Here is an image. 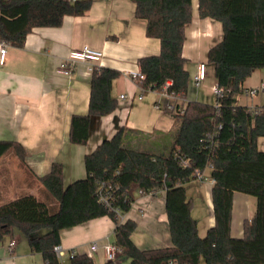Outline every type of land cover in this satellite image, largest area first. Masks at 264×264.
Instances as JSON below:
<instances>
[{
  "label": "trees",
  "instance_id": "obj_1",
  "mask_svg": "<svg viewBox=\"0 0 264 264\" xmlns=\"http://www.w3.org/2000/svg\"><path fill=\"white\" fill-rule=\"evenodd\" d=\"M131 1L136 4V18L147 23L146 35L161 45L159 55L138 60L145 78L137 83L144 90L166 89L169 96L185 101L190 74L183 47L195 0ZM91 4V0H0V40L23 48L34 29L59 27L65 16H83ZM197 11L201 19L222 24L223 39L208 53L222 97L215 104L176 105L178 128L165 153L131 147L121 129L85 156V179L65 186L63 166L54 163L42 184L55 205L33 195L0 205V245L18 230L28 238L31 251L43 256L44 264H63L54 252L61 245V231L109 217L116 225L118 257L128 258L130 264H264V151L258 147V139L264 138V105L252 109L236 104L245 81L255 70L264 69V0H197ZM120 77L117 70L93 68L89 112L73 116L72 143L86 145L92 118L118 108L111 87ZM12 149L23 161V147L14 142H0V157ZM208 169L214 180L215 225L201 237L185 185ZM108 187H112L110 206L100 197V190ZM139 191L165 193L171 247L140 249L133 242L137 224L123 218ZM236 192L256 199L255 213L245 220L241 238L231 233ZM68 264L94 261L76 254Z\"/></svg>",
  "mask_w": 264,
  "mask_h": 264
},
{
  "label": "crops",
  "instance_id": "obj_2",
  "mask_svg": "<svg viewBox=\"0 0 264 264\" xmlns=\"http://www.w3.org/2000/svg\"><path fill=\"white\" fill-rule=\"evenodd\" d=\"M91 1L90 9L83 16H65L59 27L34 29L23 48L8 47L6 64L0 67V142L20 144L24 159L13 149L0 157V205L33 195L54 206L55 201L42 184L52 165L62 164L65 186L85 179V156L121 129L126 130L125 139L131 147L165 153L171 148L178 128L176 113L171 108L187 101L206 103L190 99L188 95L182 101L142 89L130 74L140 72V58L160 54V41L146 35L147 23L136 18L133 1ZM221 29L220 22L201 19L198 12L186 27L183 56L187 59L190 85L198 67L208 61L209 50L215 46L209 42L215 40L217 45L222 41ZM85 46L102 51L100 67L117 70L121 77L111 87L118 108L108 116L92 118L88 143L78 145L70 140L71 120L73 116L89 112L91 66L79 63L71 76L60 74L58 68L71 51ZM205 69L207 78L206 64ZM215 86L216 83L212 92ZM258 147L264 151L263 137L258 139ZM207 172L211 174L210 169L204 173ZM210 180L192 188L196 196L205 193L203 204L190 198L201 237L215 225ZM255 210L256 199L234 193L233 237L244 236V222L253 217ZM124 220L137 224L132 240L140 249L172 246L164 192L156 196L137 193ZM115 227L111 218L103 217L62 230L61 246L66 254L63 264L70 261L72 250L90 256L94 264H106L108 260L102 248L114 242ZM11 240L15 241L13 249L9 248ZM94 242L101 247L97 252L90 250ZM0 264H44V259L31 251L28 238L17 230L13 239L0 245ZM116 264H130V260L120 256Z\"/></svg>",
  "mask_w": 264,
  "mask_h": 264
},
{
  "label": "built area",
  "instance_id": "obj_3",
  "mask_svg": "<svg viewBox=\"0 0 264 264\" xmlns=\"http://www.w3.org/2000/svg\"><path fill=\"white\" fill-rule=\"evenodd\" d=\"M70 3H75L78 0H66ZM8 47L9 44L6 42H3L0 40V67L4 66L7 61V55H8ZM104 57V53L99 50H95L93 48H90L89 46H85L80 50H73L69 53L66 59H64L58 68V72L62 75L66 76H71L74 68L79 64V63H87L91 66V70H93L94 67L98 66L100 67L101 61ZM131 78L135 80L136 82H141L144 80V75L140 72H131ZM206 78V69H205V64H201L198 67V73L194 77V82L196 85H199L201 82H203ZM260 92L264 93V84L262 86L257 87V88H248L243 90V94L246 96H255L258 95ZM162 94L168 95L166 92V89L161 91ZM213 93L221 98L222 97V91L215 86L213 89ZM171 109H174L172 107ZM183 113V111H181ZM197 180L200 182L207 181V178L205 177L204 173L203 174H198ZM211 183H214V180H210ZM112 187L108 188H102L100 190V197L101 201H103L107 206H110V202L113 199L112 198ZM140 195H152L154 196L155 194L153 192L149 194H144L142 191H139ZM124 219V218H123ZM15 246V241L11 240L9 243V248L13 249ZM100 245L97 242H94L90 246L91 252H97L100 250ZM105 252L106 258L108 261H116L119 254L121 253V250L114 244V242H109L105 244L102 248ZM54 252L56 254V257L63 263L64 258L66 256L64 249L62 248L61 245H58L55 247ZM77 254L76 251H71L69 254V258H73Z\"/></svg>",
  "mask_w": 264,
  "mask_h": 264
},
{
  "label": "rangeland",
  "instance_id": "obj_4",
  "mask_svg": "<svg viewBox=\"0 0 264 264\" xmlns=\"http://www.w3.org/2000/svg\"><path fill=\"white\" fill-rule=\"evenodd\" d=\"M197 9V0H195V7H194V11ZM198 11L194 12L195 14H197ZM218 22V21H216ZM219 24V23H217ZM221 26V25H219ZM222 30V29H221ZM222 35H223V31H222ZM218 39V38H217ZM215 40H212L211 45H216L214 43ZM207 66V71H208V75L207 78L204 80V82L199 85L196 86L193 82V85H190L189 91H188V96L190 97V99L196 100V99H201L206 101V103L209 104H214L216 102L217 96L212 92V87L215 85L216 83V79H215V74H214V65L209 64L208 61L205 63ZM262 84H264V69H259V70H255L252 75L245 81L244 83V89H248V88H257L262 86ZM236 104L241 105V106H247L250 107L252 109L258 107V106H263L264 105V93L260 92L258 95L255 96H246L245 94H241L236 98ZM205 177L207 178V181H204V184L208 183V180L211 179V174L210 172L204 173ZM206 182V183H205ZM200 181L194 180V181H190L189 183H187L185 185L186 189L188 190V197L189 198H193L197 204H199V202H201L203 204L204 200H205V193L203 192L202 195L196 196V194H194V192H192V188L195 186H199ZM199 197V198H198ZM253 200L255 201V198L252 197ZM47 230H44L41 232V234L46 233Z\"/></svg>",
  "mask_w": 264,
  "mask_h": 264
}]
</instances>
